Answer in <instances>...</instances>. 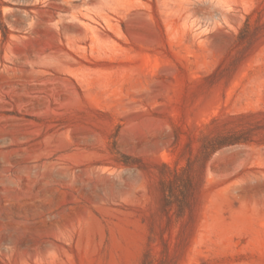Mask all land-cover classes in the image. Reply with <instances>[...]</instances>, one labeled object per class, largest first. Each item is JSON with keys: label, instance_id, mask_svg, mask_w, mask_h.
<instances>
[{"label": "rangeland", "instance_id": "374dc122", "mask_svg": "<svg viewBox=\"0 0 264 264\" xmlns=\"http://www.w3.org/2000/svg\"><path fill=\"white\" fill-rule=\"evenodd\" d=\"M147 252L264 264V0H0V264Z\"/></svg>", "mask_w": 264, "mask_h": 264}, {"label": "trees", "instance_id": "16d2710c", "mask_svg": "<svg viewBox=\"0 0 264 264\" xmlns=\"http://www.w3.org/2000/svg\"><path fill=\"white\" fill-rule=\"evenodd\" d=\"M254 132V128L246 127L226 132H218L214 135L203 136L201 139L198 155H196L194 159H188L187 166L182 171L172 169V180H169V182L165 181L164 183L170 184L175 181H179L180 183H182V202L185 203L186 201H188V197L190 196V193H192V189L194 188V178H185L184 174L192 172L196 165H203L211 157L212 154L226 146L252 142ZM167 199H169V196H167ZM154 262L155 259L151 256L150 252H147L141 264H154ZM157 264H166V261L158 260Z\"/></svg>", "mask_w": 264, "mask_h": 264}]
</instances>
